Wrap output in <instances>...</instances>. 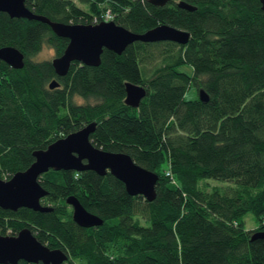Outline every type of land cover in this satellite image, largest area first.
<instances>
[{
	"label": "trees",
	"instance_id": "16d2710c",
	"mask_svg": "<svg viewBox=\"0 0 264 264\" xmlns=\"http://www.w3.org/2000/svg\"><path fill=\"white\" fill-rule=\"evenodd\" d=\"M80 1L86 7L76 0L26 4L64 22H97L110 9L113 20L133 31L165 22L190 38L135 40L121 53L105 47L99 64L75 60L59 75L51 58L35 55L45 44L59 55L69 39L40 19L0 11V46L14 45L25 55L23 67L0 59V176L26 169L34 150L95 121L94 144L125 151L159 174L156 197L130 194L110 171L50 168L39 180L48 190L41 202L52 209L0 206V232L28 226L68 254L61 264H264V239L251 238L264 229L261 1L183 0L192 9L181 0ZM184 64L192 71L181 69ZM54 78L59 84L50 87ZM126 81L146 86L136 107L124 100ZM193 84L198 96L186 98ZM70 194L103 223L79 224L66 201ZM249 212L258 220L254 227L246 226Z\"/></svg>",
	"mask_w": 264,
	"mask_h": 264
},
{
	"label": "water",
	"instance_id": "95a60500",
	"mask_svg": "<svg viewBox=\"0 0 264 264\" xmlns=\"http://www.w3.org/2000/svg\"><path fill=\"white\" fill-rule=\"evenodd\" d=\"M154 4H164L167 0H149ZM261 7L264 14V0ZM180 6L192 9L195 6L183 0ZM0 11L11 16H22L40 19L47 22L53 31L69 39L63 52L51 58L55 71L64 75L72 61L97 65L101 61L103 49L109 48L121 53L125 47L135 40L157 41L173 40L186 43L190 32L168 23H160L144 32H136L117 23L113 19L97 22H64L53 20L47 15L34 12L26 4V0H0ZM0 59L14 67H23L25 55L18 47L7 44L0 46ZM59 84L54 78L50 87ZM125 102L138 106L146 94V86L133 81L125 82ZM199 97L206 101L209 97L204 88L199 89ZM96 122L91 121L84 126L50 142L46 148L33 151L34 161L26 168L16 171L11 177L0 176V206L16 209L27 206L35 210H51L52 206L41 202L48 190L41 184L39 176L50 168L85 170L94 169L100 174L110 171L121 179L130 194H142L148 200L156 197V182L159 174L140 163L125 151L109 150L97 146L91 141L90 134ZM66 201L72 206L73 218L83 226L99 225L103 218L88 210L77 196L70 194ZM264 239V229L255 230L251 238ZM68 254L61 248H52L39 240L31 228L24 226L17 233L0 232V262L17 263L20 259L44 264H61ZM184 264H192L185 262Z\"/></svg>",
	"mask_w": 264,
	"mask_h": 264
},
{
	"label": "rangeland",
	"instance_id": "374dc122",
	"mask_svg": "<svg viewBox=\"0 0 264 264\" xmlns=\"http://www.w3.org/2000/svg\"><path fill=\"white\" fill-rule=\"evenodd\" d=\"M81 6H85L80 0H76ZM154 47V46H153ZM157 50V49H156ZM55 50L54 47L48 44H45L42 49L35 55L36 58L42 59V58H52L55 56ZM153 65V63H150V66ZM181 69L187 70V71H192V66L190 64H184ZM198 96V91L196 86L193 84L191 88H189L186 93L185 97L186 98H192ZM76 100L78 101H85L86 99L77 95ZM90 101H93V98L89 99ZM211 183H219L220 181H217L214 178H209ZM245 220H246V226L247 227H254L258 224V220L255 218V216L249 212L245 215Z\"/></svg>",
	"mask_w": 264,
	"mask_h": 264
},
{
	"label": "built area",
	"instance_id": "2783aa9c",
	"mask_svg": "<svg viewBox=\"0 0 264 264\" xmlns=\"http://www.w3.org/2000/svg\"><path fill=\"white\" fill-rule=\"evenodd\" d=\"M103 16H104V19H111L113 17V13L110 9H107Z\"/></svg>",
	"mask_w": 264,
	"mask_h": 264
}]
</instances>
